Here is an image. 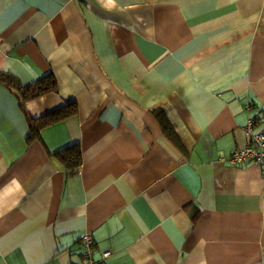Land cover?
I'll use <instances>...</instances> for the list:
<instances>
[{
  "label": "crops",
  "instance_id": "0c3cea01",
  "mask_svg": "<svg viewBox=\"0 0 264 264\" xmlns=\"http://www.w3.org/2000/svg\"><path fill=\"white\" fill-rule=\"evenodd\" d=\"M249 121L264 0H0V264H83L86 234L97 264H264L263 167L229 163Z\"/></svg>",
  "mask_w": 264,
  "mask_h": 264
},
{
  "label": "trees",
  "instance_id": "16d2710c",
  "mask_svg": "<svg viewBox=\"0 0 264 264\" xmlns=\"http://www.w3.org/2000/svg\"><path fill=\"white\" fill-rule=\"evenodd\" d=\"M11 79V78H10ZM6 78L3 82L6 84L8 88L14 90L13 92L17 94L19 98H21L22 102L27 99L39 97L48 92H51L55 88V81L52 79L51 75H45L40 78L37 82L33 83L29 86H21L19 83L15 82L14 79L10 80ZM75 111V103L70 102L67 107L57 110L53 113L45 115L41 118V125L44 126L46 124H50L57 120H62L68 117ZM155 115L159 118V122L165 128V133L171 139H175V131L174 129L168 125V121L166 119L165 112L159 108L153 110ZM32 130L34 132V126L31 124ZM38 129H35V132ZM58 157L63 163L67 172L74 174L77 173L79 167L81 166L82 159L80 155V151L75 147L66 148L60 152H58Z\"/></svg>",
  "mask_w": 264,
  "mask_h": 264
},
{
  "label": "built area",
  "instance_id": "2783aa9c",
  "mask_svg": "<svg viewBox=\"0 0 264 264\" xmlns=\"http://www.w3.org/2000/svg\"><path fill=\"white\" fill-rule=\"evenodd\" d=\"M252 122L249 121L248 133L250 135L249 141L242 148L236 149L229 157V163L234 166H242L248 163H254L263 167L264 174V129L256 134H250ZM83 264H97V260L94 257V245L93 239L90 234H86L80 241ZM110 255V252H104L101 255V259H106Z\"/></svg>",
  "mask_w": 264,
  "mask_h": 264
}]
</instances>
